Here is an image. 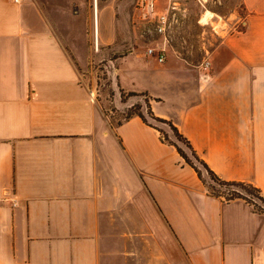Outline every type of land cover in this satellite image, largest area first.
<instances>
[{
	"label": "crops",
	"instance_id": "crops-1",
	"mask_svg": "<svg viewBox=\"0 0 264 264\" xmlns=\"http://www.w3.org/2000/svg\"><path fill=\"white\" fill-rule=\"evenodd\" d=\"M102 8L132 30L103 33ZM241 10L190 60L172 33L139 38L137 0H0V264H264V213L212 194L151 121L114 123L87 74L115 66L122 93L264 199V0Z\"/></svg>",
	"mask_w": 264,
	"mask_h": 264
},
{
	"label": "rangeland",
	"instance_id": "rangeland-1",
	"mask_svg": "<svg viewBox=\"0 0 264 264\" xmlns=\"http://www.w3.org/2000/svg\"><path fill=\"white\" fill-rule=\"evenodd\" d=\"M192 1L188 6H181V12L179 15L178 22L175 24L172 30V44L178 48L183 56L187 59L194 60L200 57V47L202 37L209 35L210 33H216V31H220L219 22L228 23L229 21H236L234 15L242 13L241 10V0H187ZM131 11L130 8L126 9L124 16ZM122 14L121 9L118 8V15ZM104 9L100 10L101 16V29L102 32H105V23L103 22L104 17ZM213 17L212 20L214 25H205L206 18L203 16ZM97 18H98V10H97ZM120 18V17H119ZM238 21L235 23L237 24ZM219 25V26H218ZM234 25V24H233ZM140 26V25H139ZM110 30L117 27V29L124 30L131 29V25H126L124 20V24L121 22L116 23L113 21L109 24ZM215 27V29H214ZM132 30V29H131ZM139 38L142 41H149L154 37L149 34L148 27L142 25L137 29ZM124 52H128L127 49L123 50ZM118 56L116 55L115 58ZM102 64H94L92 66V71L87 73L89 78L95 80L96 89H97V99L98 100H107V112L110 114L114 120V123H122L127 119L130 113H133L136 110L135 105H142V110L146 116L148 113V101L144 96L138 97H129L127 94H124L120 91L119 87L115 82L114 68L109 67L107 69ZM110 70H112L110 72ZM160 129L164 132L169 133V129L167 126L158 125ZM172 136V134L170 133ZM171 141L176 142V140L172 137ZM227 193H225V198H227ZM254 204H257V201L252 200Z\"/></svg>",
	"mask_w": 264,
	"mask_h": 264
},
{
	"label": "trees",
	"instance_id": "trees-1",
	"mask_svg": "<svg viewBox=\"0 0 264 264\" xmlns=\"http://www.w3.org/2000/svg\"><path fill=\"white\" fill-rule=\"evenodd\" d=\"M128 96L138 97L143 95L129 94ZM135 107L136 110L138 109V111L130 113V115H128L127 119L125 120H129L135 116H138L146 122L151 121L160 131L162 141L174 146L178 150L181 157L186 161V163L195 169L199 178L208 187L212 194L225 198L224 195L227 193V198H225L227 201L242 198L246 200L257 212L264 213V199L262 198L261 191L259 189L255 188L253 185L243 182H228L222 180L202 159H200V157L192 148L190 142L183 136L177 127H175L171 122L156 118L149 106L147 116L141 112L142 105H135ZM158 125L167 126L169 133L166 131L164 132ZM172 137L176 140V142L171 141L170 138ZM252 200L257 201V204H254Z\"/></svg>",
	"mask_w": 264,
	"mask_h": 264
},
{
	"label": "built area",
	"instance_id": "built-area-1",
	"mask_svg": "<svg viewBox=\"0 0 264 264\" xmlns=\"http://www.w3.org/2000/svg\"><path fill=\"white\" fill-rule=\"evenodd\" d=\"M15 1L19 2L20 0ZM168 1V7L162 11H158L157 6L160 0H137V10L139 12V16L144 20H152V24L148 27V31L149 34H151V36L153 37L167 36L171 34L175 24L178 22L181 12V6L178 3L173 2L172 0ZM203 18H206V21L204 23L205 25H214V22L212 20L213 17L208 18L205 15L203 16ZM219 25L220 31L223 30V25L226 26V24L222 22H219ZM242 27L243 23L239 22L238 25L229 26L228 31L230 33H234L236 31H240ZM220 31L216 32L218 33ZM147 54L149 56L157 57L160 63H164L166 61V50L162 46L157 48H149L147 50ZM209 66L210 62L205 61L204 68L208 69Z\"/></svg>",
	"mask_w": 264,
	"mask_h": 264
}]
</instances>
